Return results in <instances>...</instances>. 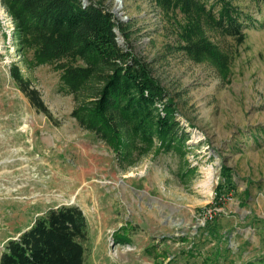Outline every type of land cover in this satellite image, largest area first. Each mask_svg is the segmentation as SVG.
Listing matches in <instances>:
<instances>
[{
    "label": "rangeland",
    "instance_id": "1",
    "mask_svg": "<svg viewBox=\"0 0 264 264\" xmlns=\"http://www.w3.org/2000/svg\"><path fill=\"white\" fill-rule=\"evenodd\" d=\"M87 1L124 24L119 42L166 88L189 140L181 151L156 142L120 164L72 117L60 72L24 61L0 0V256L50 208L79 206L87 264L264 263V28L246 29L243 45L214 37L232 59L223 74L177 49L181 15L167 18L150 0ZM251 13L264 24V8ZM13 63L53 120L20 91Z\"/></svg>",
    "mask_w": 264,
    "mask_h": 264
},
{
    "label": "trees",
    "instance_id": "2",
    "mask_svg": "<svg viewBox=\"0 0 264 264\" xmlns=\"http://www.w3.org/2000/svg\"><path fill=\"white\" fill-rule=\"evenodd\" d=\"M150 1L167 18L182 16L176 24L178 50L223 74L228 73L232 59L214 37L243 45L246 29L264 28L251 13L255 5L261 15L264 0L249 4L247 0ZM2 3L14 22L24 61L31 68L49 65L60 72L65 91L74 98L72 117L111 147L120 164L132 163L135 150L145 155L156 142L167 151H181L189 135L174 100L149 65L119 42L120 33L125 34L124 24L102 3ZM10 71L32 107L53 120L41 93L23 77L19 66L13 63ZM225 184L230 186L227 180ZM89 243V222L79 206L50 208L18 239L7 243L0 264H87Z\"/></svg>",
    "mask_w": 264,
    "mask_h": 264
}]
</instances>
